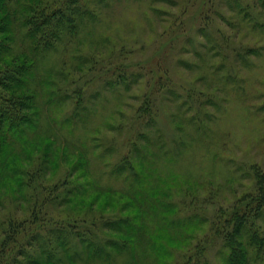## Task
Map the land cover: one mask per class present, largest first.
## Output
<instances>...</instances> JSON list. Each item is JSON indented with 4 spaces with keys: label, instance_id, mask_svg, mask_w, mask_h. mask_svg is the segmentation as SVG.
<instances>
[{
    "label": "clouds",
    "instance_id": "1",
    "mask_svg": "<svg viewBox=\"0 0 264 264\" xmlns=\"http://www.w3.org/2000/svg\"><path fill=\"white\" fill-rule=\"evenodd\" d=\"M0 264H264V0H0Z\"/></svg>",
    "mask_w": 264,
    "mask_h": 264
}]
</instances>
